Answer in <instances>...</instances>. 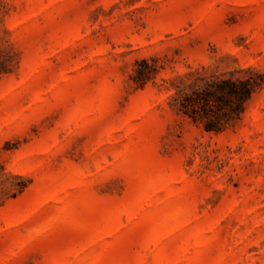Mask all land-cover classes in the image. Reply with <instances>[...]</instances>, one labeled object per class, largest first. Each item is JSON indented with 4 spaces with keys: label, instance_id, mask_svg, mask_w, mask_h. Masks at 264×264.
<instances>
[{
    "label": "rangeland",
    "instance_id": "374dc122",
    "mask_svg": "<svg viewBox=\"0 0 264 264\" xmlns=\"http://www.w3.org/2000/svg\"><path fill=\"white\" fill-rule=\"evenodd\" d=\"M0 60V264H264V85L220 132L172 105L264 76V0H0Z\"/></svg>",
    "mask_w": 264,
    "mask_h": 264
},
{
    "label": "trees",
    "instance_id": "16d2710c",
    "mask_svg": "<svg viewBox=\"0 0 264 264\" xmlns=\"http://www.w3.org/2000/svg\"><path fill=\"white\" fill-rule=\"evenodd\" d=\"M155 58L138 61L136 74L131 79L138 87L154 79L159 72ZM145 68V69H142ZM9 68L0 60V80ZM242 71V70H240ZM195 84L180 88L172 105L178 114L201 124L206 131L220 132L242 117L249 100L264 85V76L255 69H245L242 75L205 77L195 73Z\"/></svg>",
    "mask_w": 264,
    "mask_h": 264
}]
</instances>
